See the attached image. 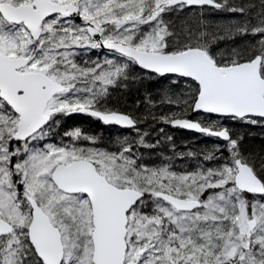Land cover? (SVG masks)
<instances>
[{
	"label": "snow or ice",
	"instance_id": "6c2138e0",
	"mask_svg": "<svg viewBox=\"0 0 264 264\" xmlns=\"http://www.w3.org/2000/svg\"><path fill=\"white\" fill-rule=\"evenodd\" d=\"M0 264H264V0H0Z\"/></svg>",
	"mask_w": 264,
	"mask_h": 264
},
{
	"label": "trees",
	"instance_id": "16d2710c",
	"mask_svg": "<svg viewBox=\"0 0 264 264\" xmlns=\"http://www.w3.org/2000/svg\"><path fill=\"white\" fill-rule=\"evenodd\" d=\"M79 116L81 117L80 119H78L77 121H75V123H79L84 125L86 128L92 129V130H98L101 125L102 122L98 121L96 118L88 116L86 114H79ZM72 121H69V124H72ZM166 130L172 134L175 135L176 140L178 142V144H180L181 147H184L183 145V141L184 140H191L193 142L199 143V144H210L212 143L216 138L215 137H208L205 134H201V133H195V132H191V131H187V130H183V129H179V128H173L171 126H165ZM258 132V130H256ZM256 144L260 143V138L257 135V138L255 139V141H253Z\"/></svg>",
	"mask_w": 264,
	"mask_h": 264
},
{
	"label": "water",
	"instance_id": "95a60500",
	"mask_svg": "<svg viewBox=\"0 0 264 264\" xmlns=\"http://www.w3.org/2000/svg\"><path fill=\"white\" fill-rule=\"evenodd\" d=\"M184 130H187V131H193V130H188V129H184ZM194 132H196V131H194ZM197 133H199V132H197Z\"/></svg>",
	"mask_w": 264,
	"mask_h": 264
}]
</instances>
